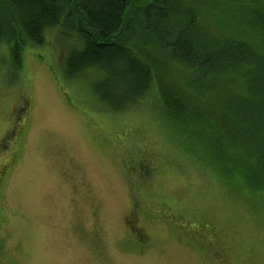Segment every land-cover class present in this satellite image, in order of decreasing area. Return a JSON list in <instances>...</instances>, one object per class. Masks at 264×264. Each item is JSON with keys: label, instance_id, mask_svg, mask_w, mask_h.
Here are the masks:
<instances>
[{"label": "rangeland", "instance_id": "1", "mask_svg": "<svg viewBox=\"0 0 264 264\" xmlns=\"http://www.w3.org/2000/svg\"><path fill=\"white\" fill-rule=\"evenodd\" d=\"M203 3L202 22L226 34L206 13L216 1ZM11 43L0 42V264H264V192L230 185L216 151L204 158L160 107L174 93L210 114L235 83L202 102L182 89V67L153 56L146 98L111 109L94 92L104 73L65 72L73 32L48 27L15 53Z\"/></svg>", "mask_w": 264, "mask_h": 264}, {"label": "trees", "instance_id": "2", "mask_svg": "<svg viewBox=\"0 0 264 264\" xmlns=\"http://www.w3.org/2000/svg\"><path fill=\"white\" fill-rule=\"evenodd\" d=\"M203 1L0 0V42L10 44L14 35L15 53L17 44L19 52L27 44L41 45L48 27L73 32L81 45L67 51L65 72L75 77L93 70L95 78L104 73L94 79V92L111 109L146 98L153 79L158 82L154 58L182 67V89L202 102L219 83H235L209 107L210 114L174 93L160 107L186 139L208 150L204 158L216 151L230 185L238 180L252 193L264 192V0H215L217 9L206 13L213 26L228 31L220 35L202 22L196 5L205 6ZM246 8L254 13L240 28L237 18ZM236 28L249 35L239 36Z\"/></svg>", "mask_w": 264, "mask_h": 264}, {"label": "flooded vegetation", "instance_id": "3", "mask_svg": "<svg viewBox=\"0 0 264 264\" xmlns=\"http://www.w3.org/2000/svg\"><path fill=\"white\" fill-rule=\"evenodd\" d=\"M15 129H16V128H15ZM128 226H129V224H128ZM129 230H130L131 232H134L133 229H132L130 226H129ZM134 234H135V233H134ZM135 239H136V241H137L140 245L146 243L143 239L139 238V235H137V234H135Z\"/></svg>", "mask_w": 264, "mask_h": 264}]
</instances>
